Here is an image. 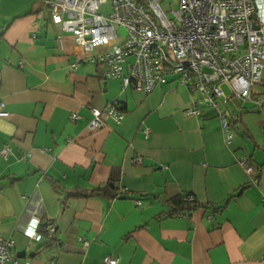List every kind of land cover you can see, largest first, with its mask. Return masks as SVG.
Masks as SVG:
<instances>
[{
  "label": "crops",
  "instance_id": "1",
  "mask_svg": "<svg viewBox=\"0 0 264 264\" xmlns=\"http://www.w3.org/2000/svg\"><path fill=\"white\" fill-rule=\"evenodd\" d=\"M49 15L46 0H0V237L18 264H264V73L261 105L223 101L228 145L218 111L174 78L145 92L104 62L73 69L72 34ZM116 101L124 121L91 130ZM185 194L203 205L174 212ZM35 215L39 241L24 232Z\"/></svg>",
  "mask_w": 264,
  "mask_h": 264
},
{
  "label": "built area",
  "instance_id": "2",
  "mask_svg": "<svg viewBox=\"0 0 264 264\" xmlns=\"http://www.w3.org/2000/svg\"><path fill=\"white\" fill-rule=\"evenodd\" d=\"M163 2L46 0L52 23L61 32L72 34L73 69L85 60L104 62L109 66L107 78L120 77L124 87L132 85L145 92L174 78L181 86L199 92L208 106L218 111L229 145L233 139L231 119L223 101L237 96L255 102L254 89L263 82L264 0H179L171 13ZM104 6L110 9L102 11ZM98 48L110 49L95 55ZM223 85L231 88L230 96ZM255 103L261 105L260 101ZM92 113L91 130L103 128L108 119L121 124L126 118L118 101L103 111L94 108ZM187 113L201 115L196 108ZM7 115L4 103H0V116ZM71 119L76 121L81 116L74 113ZM145 133L149 135V130ZM10 151L7 145L1 154L7 158ZM136 160L142 162L143 158ZM241 164L252 174L249 159L243 158ZM40 225L41 218L33 216L25 234L42 240ZM46 230L51 233L55 229L49 225ZM14 248L13 239L0 237V264L19 263ZM104 261L119 263L115 256H106Z\"/></svg>",
  "mask_w": 264,
  "mask_h": 264
},
{
  "label": "trees",
  "instance_id": "3",
  "mask_svg": "<svg viewBox=\"0 0 264 264\" xmlns=\"http://www.w3.org/2000/svg\"><path fill=\"white\" fill-rule=\"evenodd\" d=\"M91 62V61H90ZM93 63H97V62H93ZM168 84V83H167ZM165 85V84H164ZM159 86V85H158ZM93 118H94V115H93ZM92 118V120H93ZM91 120V121H92ZM114 184V183H113ZM115 185V184H114ZM115 188V187H114ZM108 190V191H114L113 187H107V188H102V187H99V188H96L92 194L94 196H99V195H102L104 193L103 190ZM125 193V192H124ZM121 192V189L118 193V195H122L124 194ZM78 196V195H77ZM193 197V198H192ZM169 203L171 204V206L174 208V212H184V211H187V212H191L194 208L196 207H199V206H202L203 204L202 203H199L195 197L193 195H189V194H185V195H180V196H177L175 198H172L169 200Z\"/></svg>",
  "mask_w": 264,
  "mask_h": 264
},
{
  "label": "rangeland",
  "instance_id": "4",
  "mask_svg": "<svg viewBox=\"0 0 264 264\" xmlns=\"http://www.w3.org/2000/svg\"><path fill=\"white\" fill-rule=\"evenodd\" d=\"M178 5H179V0H164L163 2V7L164 9L171 13V10L173 9H177L178 8ZM110 9V6H104L102 8V11H105L107 12L108 10ZM228 85L224 86L223 88L228 91V88H227ZM229 87V86H228Z\"/></svg>",
  "mask_w": 264,
  "mask_h": 264
},
{
  "label": "water",
  "instance_id": "5",
  "mask_svg": "<svg viewBox=\"0 0 264 264\" xmlns=\"http://www.w3.org/2000/svg\"><path fill=\"white\" fill-rule=\"evenodd\" d=\"M25 254V253H24Z\"/></svg>",
  "mask_w": 264,
  "mask_h": 264
}]
</instances>
